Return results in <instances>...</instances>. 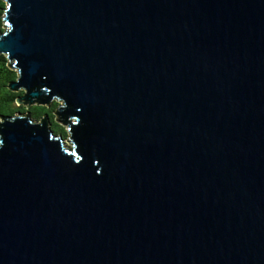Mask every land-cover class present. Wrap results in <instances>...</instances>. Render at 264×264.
Here are the masks:
<instances>
[{"label":"water","instance_id":"water-1","mask_svg":"<svg viewBox=\"0 0 264 264\" xmlns=\"http://www.w3.org/2000/svg\"><path fill=\"white\" fill-rule=\"evenodd\" d=\"M0 264H264V0H3Z\"/></svg>","mask_w":264,"mask_h":264},{"label":"trees","instance_id":"trees-1","mask_svg":"<svg viewBox=\"0 0 264 264\" xmlns=\"http://www.w3.org/2000/svg\"><path fill=\"white\" fill-rule=\"evenodd\" d=\"M5 2L3 0H0V13L2 6ZM2 16L0 14V29H2L3 22H1ZM14 72L15 69L11 68L6 61V57L3 53L0 54V114H8L11 116L12 114L16 112H22L25 113L27 111L32 119H35L36 117H41L44 113L48 116V126L54 133H60V136L64 138L65 133V127L62 126L57 120H55V117L53 116L51 109L55 104L57 103L56 100H52V102L49 105L46 104H35V103H29V104H22L17 103L15 101V97L13 96L15 91L17 90H10V88L7 86L5 82V78H8L12 80L14 78Z\"/></svg>","mask_w":264,"mask_h":264},{"label":"rangeland","instance_id":"rangeland-1","mask_svg":"<svg viewBox=\"0 0 264 264\" xmlns=\"http://www.w3.org/2000/svg\"><path fill=\"white\" fill-rule=\"evenodd\" d=\"M55 117V116H54Z\"/></svg>","mask_w":264,"mask_h":264}]
</instances>
